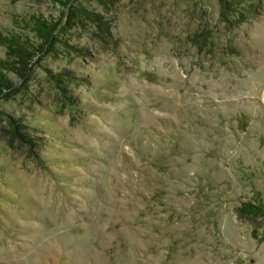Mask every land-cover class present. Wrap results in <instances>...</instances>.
<instances>
[{"label":"rangeland","instance_id":"rangeland-1","mask_svg":"<svg viewBox=\"0 0 264 264\" xmlns=\"http://www.w3.org/2000/svg\"><path fill=\"white\" fill-rule=\"evenodd\" d=\"M0 84V264H264V0H0Z\"/></svg>","mask_w":264,"mask_h":264},{"label":"trees","instance_id":"trees-1","mask_svg":"<svg viewBox=\"0 0 264 264\" xmlns=\"http://www.w3.org/2000/svg\"><path fill=\"white\" fill-rule=\"evenodd\" d=\"M227 7L228 5L226 6L223 5V10H222L223 14L226 13ZM69 18L74 19L72 14L69 15ZM75 19L80 22V19L78 16H76ZM85 19H86V23H89L91 26L96 25L97 22L99 21V14L97 13L92 14V12L91 13L85 12ZM37 29L42 34L41 37L43 38L44 44L49 43L51 40V29H49V27L47 26H43V24H39ZM13 52H14V56L16 57L15 64H17V66H15L14 68H9V71L16 73L20 77H24L29 71V64H30L31 56L28 53V51L24 48H15ZM3 86L6 87L8 86V84L7 85L4 84ZM0 87H1V84H0ZM13 129H14V133H16L15 128ZM17 135L19 134L17 133ZM20 137H21L20 141H24L23 135H20ZM255 209L257 210L258 208L256 207L253 208L249 206V211L255 212ZM260 211H261L262 216L264 217V211L261 209Z\"/></svg>","mask_w":264,"mask_h":264}]
</instances>
